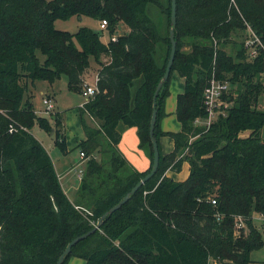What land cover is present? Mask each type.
<instances>
[{
  "label": "trees",
  "instance_id": "16d2710c",
  "mask_svg": "<svg viewBox=\"0 0 264 264\" xmlns=\"http://www.w3.org/2000/svg\"><path fill=\"white\" fill-rule=\"evenodd\" d=\"M171 4L0 0V264H57L73 239L90 232L151 171L153 97L172 48ZM154 9L166 19L156 20ZM72 16L107 20L110 37L121 23L129 31L105 43L102 31L90 27L76 33L56 28L57 19ZM248 26L264 45V0H177L176 56L157 99L158 171L75 244L63 264L71 257L85 264H249L252 252L264 247V220L260 228L254 223L257 214L264 217V110L258 108L264 49L249 59ZM92 59L99 66L98 91L79 107L85 138L75 149L86 166L72 202L32 131L39 125L54 133L55 144L68 154L62 114H51L53 126L25 96L37 81L53 84L63 76L70 91L82 93ZM174 71L185 79L176 106L181 130L163 132ZM214 71L231 86L223 95L230 106L207 127L196 120L208 116L204 93ZM131 127L150 159L146 171L119 148ZM161 136L173 139L172 152H162ZM185 162L190 166L185 181L166 174L180 172ZM238 217L245 225L239 234Z\"/></svg>",
  "mask_w": 264,
  "mask_h": 264
},
{
  "label": "rangeland",
  "instance_id": "374dc122",
  "mask_svg": "<svg viewBox=\"0 0 264 264\" xmlns=\"http://www.w3.org/2000/svg\"><path fill=\"white\" fill-rule=\"evenodd\" d=\"M158 15L160 16V21L161 19L163 20V17L166 19V16L163 15L160 11V9H154L153 10V16L156 18ZM157 20V18H156ZM164 21V20H163ZM55 26L57 29L62 30V31H68L70 33H76L79 28L81 27H90L96 31H101L100 29V21L91 18V17H78V16H72L68 19H57L55 21ZM128 27L124 24L121 23L118 26V29L116 31V36L118 35H123L125 32H127ZM102 34V40L106 43L109 41L110 35L107 31H103ZM38 55L43 62L45 57L41 55L38 52ZM107 57H103V59H106ZM97 64L95 61L92 59L91 60V68L88 70V72L84 76V80H89L92 78V76L95 74V69L97 68ZM176 78H179L176 81V84L174 87H180L182 83L181 76L177 71H174L171 76V81L175 80ZM84 86V85H83ZM47 93H53L56 101L55 103L57 104V110L61 113L65 112L66 110H70L66 115V112L63 113L64 116L63 119L68 122V138H69V146L71 151L68 154H63V152L60 150V148L55 144V136L54 133H49L45 131L44 129L40 128L39 125H35L33 128V133L34 135L44 144V146L47 148V150L50 152L52 158L55 160L58 170L60 171L61 174H64L65 172L66 175L63 177V182L66 183V187L68 188L69 191L74 190V188H70L68 182L71 180L72 184L77 183L78 181V173L79 170L85 169V161H82L80 156L82 153L78 149H75L76 143L78 139L82 136L81 131L82 127L80 125L81 123V115L79 112H73V108H78L79 105L85 100V98L82 96L80 92H73L69 90V82L68 78L66 76L61 77L60 79L56 80L55 83L51 84L47 81H37L35 86H31L29 88V91L25 98L31 99V102L33 103L34 109L36 112H38L39 116L41 117H46L51 124L54 126V121L52 120L51 114H55L57 111L54 109V111L51 112V114L46 113V105L44 104V99H50L47 97ZM55 105V104H54ZM258 108L261 110H264V94L260 96L259 102H258ZM37 114V115H38ZM64 122V121H63ZM96 125V124H95ZM65 127V126H63ZM66 130V128H65ZM249 132H245L242 134V136L248 135ZM138 135V134H137ZM262 138L264 140V129L262 132ZM58 158H64L61 162L59 161ZM186 164L189 165L188 162ZM75 166V168L73 167ZM264 217L262 215L257 214L254 217V223L257 227H261V224L263 222ZM243 220V219H242ZM244 221L238 222L236 220V232L239 234L241 232V229L244 227ZM264 253L263 250H257L252 252V257L255 258L257 256H260ZM215 262L211 260L210 264H214ZM68 264H85V261L82 258L78 257H71L69 260Z\"/></svg>",
  "mask_w": 264,
  "mask_h": 264
},
{
  "label": "crops",
  "instance_id": "0c3cea01",
  "mask_svg": "<svg viewBox=\"0 0 264 264\" xmlns=\"http://www.w3.org/2000/svg\"><path fill=\"white\" fill-rule=\"evenodd\" d=\"M128 31H129V29L127 30V32H125V34L128 33ZM108 60H109V58L107 57L106 59H103V62H107ZM98 70H99V66H97V68L95 69V72H94L95 74L92 76V78L89 80H86V82H88L89 84L95 83ZM178 79L179 78H176L175 80L170 81V85H169L170 94L165 101L166 116L161 121V129L163 132H179L181 130V124L178 121L177 116H176V106H177L178 94L182 93L185 89V79L183 77L181 78L183 84H181L180 87H174V85L176 84V81ZM46 95H47V97L51 98V100L55 104L54 109L57 112H59L56 108L57 104L55 103L56 98H55L54 94L53 93H47ZM85 101H86V99L79 105V107H81ZM79 107L73 108L74 109L73 112H79ZM70 110H72V109H70ZM70 110L65 111L66 115L69 112H71ZM65 112H63V113H65ZM36 113L38 114V112H36ZM63 113H61L62 116H64ZM86 117H87L86 121L88 124L95 125V122L93 121L92 118H90L89 116H86ZM64 118H65V116H64ZM63 121H64L63 122L64 126L66 128L65 131H66V136H67V142H69V138H68V134H67L68 122H66V120H64V119H63ZM80 125H81L82 130H83L82 123H80ZM81 133H82L81 134L82 136L78 139L76 146L78 145V143L82 139L85 138L84 130H83V132L81 131ZM159 142H160L161 150L164 154H168V153L173 151L174 141L170 136H161ZM68 146H69V144H68ZM119 148L122 151V153L124 154V156L127 158V160L139 171H146L150 167V159L145 154V152L139 148V139H138V135H137V129L135 127L126 128L123 131V135H122V139H121L120 144H119ZM69 150L71 151L70 146H69ZM48 153L50 154L49 151H48ZM50 156H51V154H50ZM80 158L82 161H85V159H82V156H80ZM58 159L61 162L64 158H58ZM53 162H54L56 171L60 177V181H61V184H62L64 191L68 195L69 199L72 202H74L76 199V196H77V192H78V189L80 186V182H81V180L79 179V176H78L77 183L72 184L71 180H69V182H68V184L70 185L69 187L74 188V190L69 191L68 188L66 187V183L63 182V177H65L67 172H65L64 174H61L60 171L58 170V166H57L54 159H53ZM85 163H86V161H85ZM73 167L75 168V166H73ZM189 169H190V166L188 164H186V162H185L183 164L182 170L180 172H174V171L169 170L166 174L176 181H185L189 176V172H190ZM77 175H79V173ZM261 250L264 251V247ZM249 264H264V253L260 256L255 257V258L252 257V262Z\"/></svg>",
  "mask_w": 264,
  "mask_h": 264
},
{
  "label": "built area",
  "instance_id": "2783aa9c",
  "mask_svg": "<svg viewBox=\"0 0 264 264\" xmlns=\"http://www.w3.org/2000/svg\"><path fill=\"white\" fill-rule=\"evenodd\" d=\"M108 27V22L107 20H102L100 22V29L101 31H105L106 28ZM116 35H113L109 38V41H117ZM245 48L247 50V53L249 55V59H254L255 57L258 56L260 53V50L263 48L264 45L260 38L256 35V33L252 30L250 26H248V38L245 41ZM96 81H97V76H96ZM264 85V81H263ZM230 84L229 82L221 81L216 78V73L214 71L213 76L210 80V83L208 87L205 90L204 93V104L208 112V116L204 120L197 119L196 123L197 124H205L207 127L211 125L220 115H226L227 112L226 110L230 106L228 102H226L223 98V95L225 92H228L230 90ZM98 89L96 86V82L93 84H89L88 82L85 81L83 90H82V96L86 99L85 102L90 100L95 96L97 93ZM44 104L46 105V112L48 114H51L52 111H54L55 105L52 100L45 98L44 99ZM84 102V103H85ZM82 159H84L83 153L81 154ZM84 170H79V179L81 180L83 177ZM213 204H216V200L210 198L209 199ZM264 220V218L262 219ZM242 222V218L238 217L237 218V223Z\"/></svg>",
  "mask_w": 264,
  "mask_h": 264
},
{
  "label": "water",
  "instance_id": "95a60500",
  "mask_svg": "<svg viewBox=\"0 0 264 264\" xmlns=\"http://www.w3.org/2000/svg\"><path fill=\"white\" fill-rule=\"evenodd\" d=\"M171 2H172V4H171L172 12H171L170 40L172 43V48H171L170 58H169V61H168L167 67H166V72H165L163 78L160 80V82L156 88V91L154 93V97H153V114H152L151 127H150V136H151L153 148H154V160H153L152 169L141 181H139L131 189V191L119 203H117L115 206H113L111 209H109V211H107L101 217L99 222L96 224V226L90 232L73 239L68 244V246L66 247V249L62 253V255L60 256L57 264H63L66 256H68L71 253L72 248L75 244H77L80 240H82L83 238H85L86 236L91 234L92 232H95L97 229H99L102 226L105 218L108 215L112 214L113 212H115L116 210L121 208L131 198V196L134 195L143 186V184L146 183L158 171L159 164H160V150H159L158 141L155 137V128H156L157 118H158L157 99H158V95H159V92H160L162 86L170 77L172 67H173V63H174L175 56H176V51H177V41L175 39V27L177 24V0H171Z\"/></svg>",
  "mask_w": 264,
  "mask_h": 264
}]
</instances>
